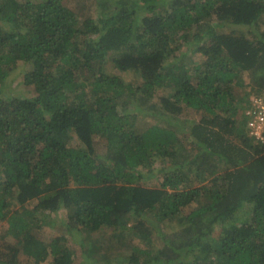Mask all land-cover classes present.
Masks as SVG:
<instances>
[{"label":"trees","instance_id":"16d2710c","mask_svg":"<svg viewBox=\"0 0 264 264\" xmlns=\"http://www.w3.org/2000/svg\"><path fill=\"white\" fill-rule=\"evenodd\" d=\"M263 90L264 0H0V264H264Z\"/></svg>","mask_w":264,"mask_h":264},{"label":"rangeland","instance_id":"374dc122","mask_svg":"<svg viewBox=\"0 0 264 264\" xmlns=\"http://www.w3.org/2000/svg\"><path fill=\"white\" fill-rule=\"evenodd\" d=\"M68 1H69L70 5L75 4V0H68ZM91 8L93 9V13L95 15H97L98 14V5H96V3H93V5H91ZM182 52L189 53V50L186 47H184L182 49ZM128 78H132V77L130 76ZM8 80L9 81H7V83L2 87L4 95H12V96L13 95H22V94L28 95L32 91L31 88L25 87L23 82H21L19 70L14 71V73L10 76V78ZM129 80H131V79H129ZM154 103L157 104L158 101L156 99H153L150 102H148L147 105L150 106ZM147 111H152L151 107H148ZM144 119H145V121H148V122H152V121L157 120L155 117H152V116H147ZM197 119H198V115H195V114H193L192 116L191 115L190 116L183 115L182 117L179 118V121L181 120L185 124L186 123L190 124V123L195 122ZM97 149H99L97 151L98 154L100 156H103L104 152L106 151V148H104V145L101 144L100 146L97 147ZM159 165H160V163L157 162L154 168H158ZM153 181H154V177H151L147 180V183L151 184V182H153ZM64 216H65L64 212L59 211L57 215L55 214V216H53L54 219H56V223L40 228L37 231V235L46 241H50L56 235V233H64L66 235L69 243H71L72 248L73 247L76 248L77 251L75 253V259L77 262H80L83 260V253L81 252V248L79 247L78 244L82 239H84L83 238L84 235L81 234L80 232H77V231L72 232V234L67 232L64 224L62 223ZM5 224H6V222H5ZM5 224H2L0 226V234L3 236H5L7 233L5 231L7 224L6 225ZM92 238H93V240H95V242L99 243L102 251H104V252L108 251L109 253H111L110 255H112V256H115L118 253L124 254V253L128 252L126 247L121 246V241L118 240L119 238H116L110 232L95 233ZM6 239L7 240L10 239V237H8V235H7ZM106 247H108V249ZM113 264H116V262L113 261Z\"/></svg>","mask_w":264,"mask_h":264},{"label":"built area","instance_id":"2783aa9c","mask_svg":"<svg viewBox=\"0 0 264 264\" xmlns=\"http://www.w3.org/2000/svg\"><path fill=\"white\" fill-rule=\"evenodd\" d=\"M245 116L250 135L264 144V90L260 95L252 98Z\"/></svg>","mask_w":264,"mask_h":264}]
</instances>
